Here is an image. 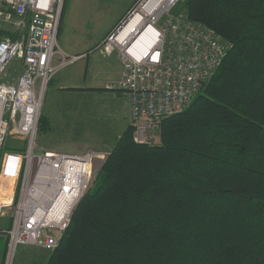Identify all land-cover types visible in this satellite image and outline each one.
I'll list each match as a JSON object with an SVG mask.
<instances>
[{
	"label": "trees",
	"instance_id": "1",
	"mask_svg": "<svg viewBox=\"0 0 264 264\" xmlns=\"http://www.w3.org/2000/svg\"><path fill=\"white\" fill-rule=\"evenodd\" d=\"M183 8L230 48L157 141L125 127L45 264H264V0Z\"/></svg>",
	"mask_w": 264,
	"mask_h": 264
},
{
	"label": "built area",
	"instance_id": "2",
	"mask_svg": "<svg viewBox=\"0 0 264 264\" xmlns=\"http://www.w3.org/2000/svg\"><path fill=\"white\" fill-rule=\"evenodd\" d=\"M179 1L138 0L95 47L106 56L115 53L120 63L115 89L128 98L135 143L153 141L161 119L192 101L230 48L211 27L172 13ZM63 3L0 0V28L12 34L0 38V218L10 209V225L0 230L6 239L2 264H13L20 245L56 247L105 155L35 146L46 85L58 70L86 55L69 54L57 45ZM136 13L139 22L117 39ZM148 26L143 47L131 49ZM14 62L19 69L8 74ZM11 140L17 141L16 150L8 148Z\"/></svg>",
	"mask_w": 264,
	"mask_h": 264
},
{
	"label": "rangeland",
	"instance_id": "3",
	"mask_svg": "<svg viewBox=\"0 0 264 264\" xmlns=\"http://www.w3.org/2000/svg\"><path fill=\"white\" fill-rule=\"evenodd\" d=\"M137 1L64 0L57 45L69 54L83 47L86 53L84 57L90 56L88 64L93 62L91 76H95L97 83H94L95 87L89 92H82L83 88H66L61 93L62 96L56 98L50 96V88L46 85L35 139L37 149H43L40 143L46 140L50 144H46L47 147L43 150L81 152L90 149L104 153L105 158L122 131L129 125L126 96L115 89L117 56L115 53L110 56L103 55L95 47L110 30L124 20ZM184 1L180 0L172 13H184ZM74 64L64 68L71 69ZM19 67L18 62L12 63L8 74L14 75L13 70H18ZM153 139L157 141L156 137ZM9 145L17 147V141L11 140ZM104 158L97 162V170ZM9 213L8 208L3 216L7 222L10 221ZM4 253L5 248L0 264ZM49 253V250L40 247L20 245L16 249L13 264H45Z\"/></svg>",
	"mask_w": 264,
	"mask_h": 264
},
{
	"label": "crops",
	"instance_id": "4",
	"mask_svg": "<svg viewBox=\"0 0 264 264\" xmlns=\"http://www.w3.org/2000/svg\"><path fill=\"white\" fill-rule=\"evenodd\" d=\"M123 12H121L120 15H122ZM119 17L120 16H118V18ZM82 48L81 49H75V51H71L72 52L71 54L83 53L84 50ZM89 57L90 56L88 55L87 58L83 57V58H80L79 60H77L76 62H78V63L74 62L75 63L73 65L74 67L71 69L66 70V68L63 67V69L61 68L60 70H58L54 74L53 78L50 79V81L48 82V87L50 88V96H52L54 98L61 97L62 96L61 93H63L64 89H66V88H83L82 92H86L87 90H88L87 92H89V91L93 90V88L95 87L94 83H97V82H96L95 76L94 75L91 76V72L93 69V65H92L93 62H90L88 64V61H90ZM116 60L115 61L118 64V66H117L114 74L116 75L115 78H118L119 74H120L121 67H120V63H119L117 58H116ZM79 61H82V62H79ZM87 66H88V69H87ZM65 67H71V66L69 64V66L67 65ZM87 70H88L89 75L86 74ZM48 87H47V89H48ZM72 93H76V92H72ZM58 109L60 110L61 108H58ZM126 110H127L126 115L128 116L129 104H128L127 96H126ZM50 111H53V110H50ZM51 114L52 113L50 112V115ZM46 144H50V143H48V141H46V140H42V142L40 143L41 148L45 149L47 147ZM7 223L8 222L5 220V218L2 217L0 219V228H2V229L6 228ZM2 229H0V230H2ZM5 243H6L5 235L2 232H0V260H1V257L3 255V252H4ZM23 246L28 247L30 245H28V246L23 245Z\"/></svg>",
	"mask_w": 264,
	"mask_h": 264
},
{
	"label": "bare ground",
	"instance_id": "5",
	"mask_svg": "<svg viewBox=\"0 0 264 264\" xmlns=\"http://www.w3.org/2000/svg\"><path fill=\"white\" fill-rule=\"evenodd\" d=\"M141 16L139 13L134 14L128 21L123 25L122 29L119 31L117 39H122L132 27L139 22ZM151 33V27H146L134 40L131 49L133 48H142L144 42L148 38V35Z\"/></svg>",
	"mask_w": 264,
	"mask_h": 264
}]
</instances>
